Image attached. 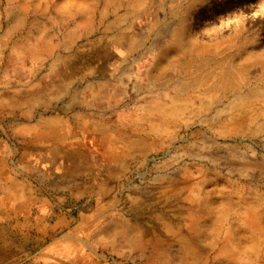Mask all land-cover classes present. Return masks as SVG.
<instances>
[{"label": "rangeland", "instance_id": "374dc122", "mask_svg": "<svg viewBox=\"0 0 264 264\" xmlns=\"http://www.w3.org/2000/svg\"><path fill=\"white\" fill-rule=\"evenodd\" d=\"M71 101L143 139L98 263L264 264V0H0V137Z\"/></svg>", "mask_w": 264, "mask_h": 264}, {"label": "crops", "instance_id": "0c3cea01", "mask_svg": "<svg viewBox=\"0 0 264 264\" xmlns=\"http://www.w3.org/2000/svg\"><path fill=\"white\" fill-rule=\"evenodd\" d=\"M20 116L15 143L0 137V264H100L97 246L110 251L142 200L126 182L144 160L141 135L74 101Z\"/></svg>", "mask_w": 264, "mask_h": 264}, {"label": "bare ground", "instance_id": "6f19581e", "mask_svg": "<svg viewBox=\"0 0 264 264\" xmlns=\"http://www.w3.org/2000/svg\"><path fill=\"white\" fill-rule=\"evenodd\" d=\"M87 64H88V63H87ZM87 67H88V66H87ZM84 68H85V67H84ZM81 70H82V67H81ZM123 128H124V127H123ZM99 132H100V131H99ZM112 140H113V139H112ZM117 141H118V140H117ZM36 213H37V212H36ZM37 214H38V213H37ZM44 214H45V213H44ZM34 217H35V214H34ZM36 220H38V219H36ZM33 221H34V220H33ZM2 222H3V221H2ZM51 226H52V225H51ZM35 228H36V227H35ZM45 229H46V228H45ZM52 229H53V228H52ZM29 231H30V230H29ZM49 231H50V230H49ZM31 232H32V231H31ZM43 233H44V232H43ZM192 235H193V234H192ZM9 236H10V235H9ZM1 237H2V236H1ZM12 241H13V240H12ZM66 241H67V240H66ZM75 242H76V241H75ZM15 244H16V243H15ZM20 244H21V243H20ZM20 244H19V245H20ZM193 245H194V244H193ZM20 247H21V246H20ZM33 247H34V246H33ZM81 247L83 248V246H81ZM192 247H193V246H192ZM238 247H239V246H238ZM16 248H17V247H16ZM194 248H196V247H194ZM194 248H193V249H194ZM14 249H15V248H14ZM28 250H29V249H28ZM186 250H187V249H186ZM196 251H197V250H196ZM16 253H17V252H16ZM70 253H71V252H70ZM70 253H69V254H70ZM6 254H7V253H6ZM6 254H5V255H6ZM13 254H14V253H13ZM5 255H4V256H5ZM10 257H11V256H10ZM12 257H13V256H12ZM4 258H5V257H4ZM6 258H7V257H6ZM79 258H80V257H79ZM82 258H83V257H82ZM87 258H88V257H87ZM194 258H195V257H194ZM1 260H2V259H1ZM68 260H69V259H68ZM74 260H75V259H74ZM227 261H228V260H227ZM229 261H230V260H229ZM79 262H80V261H79ZM198 262H199V261H198ZM3 263H4V262H3ZM27 263H28V261H27ZM82 263H83V262H82ZM85 263H86V262H85ZM32 264H33V263H32ZM79 264H80V263H79Z\"/></svg>", "mask_w": 264, "mask_h": 264}]
</instances>
